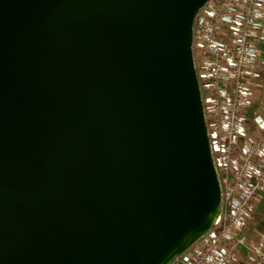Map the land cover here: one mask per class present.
Wrapping results in <instances>:
<instances>
[{"label":"water","instance_id":"1","mask_svg":"<svg viewBox=\"0 0 264 264\" xmlns=\"http://www.w3.org/2000/svg\"><path fill=\"white\" fill-rule=\"evenodd\" d=\"M208 1L0 0V264H171L215 225Z\"/></svg>","mask_w":264,"mask_h":264},{"label":"built area","instance_id":"2","mask_svg":"<svg viewBox=\"0 0 264 264\" xmlns=\"http://www.w3.org/2000/svg\"><path fill=\"white\" fill-rule=\"evenodd\" d=\"M264 0H209L195 18L193 53L222 195L215 225L171 264H264V231H242L264 196Z\"/></svg>","mask_w":264,"mask_h":264},{"label":"crops","instance_id":"3","mask_svg":"<svg viewBox=\"0 0 264 264\" xmlns=\"http://www.w3.org/2000/svg\"><path fill=\"white\" fill-rule=\"evenodd\" d=\"M260 53L264 56V43L260 46ZM258 93L260 99L264 96V88H259ZM264 231V196L262 201L258 204L253 221L242 231L243 241L251 243L258 238ZM247 250L243 249L241 264L246 262Z\"/></svg>","mask_w":264,"mask_h":264},{"label":"rangeland","instance_id":"4","mask_svg":"<svg viewBox=\"0 0 264 264\" xmlns=\"http://www.w3.org/2000/svg\"><path fill=\"white\" fill-rule=\"evenodd\" d=\"M261 105L264 106V96H263V98L261 99Z\"/></svg>","mask_w":264,"mask_h":264}]
</instances>
